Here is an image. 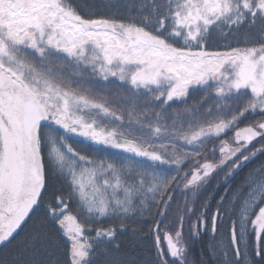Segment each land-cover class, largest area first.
<instances>
[{"label": "snow or ice", "instance_id": "obj_1", "mask_svg": "<svg viewBox=\"0 0 264 264\" xmlns=\"http://www.w3.org/2000/svg\"><path fill=\"white\" fill-rule=\"evenodd\" d=\"M0 264H264V0H0Z\"/></svg>", "mask_w": 264, "mask_h": 264}, {"label": "trees", "instance_id": "obj_2", "mask_svg": "<svg viewBox=\"0 0 264 264\" xmlns=\"http://www.w3.org/2000/svg\"><path fill=\"white\" fill-rule=\"evenodd\" d=\"M196 98H198V97L196 95H194L193 100H195ZM240 126L243 127L244 125H240ZM87 154L91 155L92 154L91 150H87ZM214 209H215V204L213 202L211 208L209 209V214ZM223 235H224L223 229L217 234L215 240L212 238L211 234L206 235L204 240L202 242H199L196 245V247L194 249V255H196L199 258L201 251H203V253H204L203 259L206 261H209L208 246L212 243H215L217 240L221 239Z\"/></svg>", "mask_w": 264, "mask_h": 264}]
</instances>
